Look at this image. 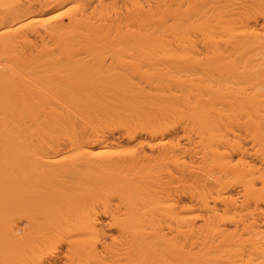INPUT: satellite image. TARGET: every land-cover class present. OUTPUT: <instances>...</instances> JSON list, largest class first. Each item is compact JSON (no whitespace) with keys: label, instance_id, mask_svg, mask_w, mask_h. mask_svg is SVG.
Returning a JSON list of instances; mask_svg holds the SVG:
<instances>
[{"label":"bare ground","instance_id":"obj_1","mask_svg":"<svg viewBox=\"0 0 264 264\" xmlns=\"http://www.w3.org/2000/svg\"><path fill=\"white\" fill-rule=\"evenodd\" d=\"M0 264H264V0H0Z\"/></svg>","mask_w":264,"mask_h":264}]
</instances>
